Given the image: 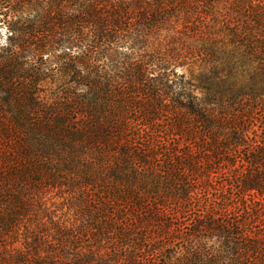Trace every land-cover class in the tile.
Here are the masks:
<instances>
[{"label":"trees","instance_id":"1","mask_svg":"<svg viewBox=\"0 0 264 264\" xmlns=\"http://www.w3.org/2000/svg\"><path fill=\"white\" fill-rule=\"evenodd\" d=\"M0 24V264H264V0H0Z\"/></svg>","mask_w":264,"mask_h":264},{"label":"rangeland","instance_id":"2","mask_svg":"<svg viewBox=\"0 0 264 264\" xmlns=\"http://www.w3.org/2000/svg\"><path fill=\"white\" fill-rule=\"evenodd\" d=\"M9 34L5 28L1 27L0 24V47L9 43ZM183 73L187 78H191L190 71L188 69L184 70ZM40 97L42 100L51 102L57 96L56 88L51 85L48 81L41 85L40 87ZM44 211L45 214L55 217L56 220L67 222L68 225H80L79 209H78V198L75 195L68 192L66 189H51L48 190L45 195L44 200ZM109 252H104V259L107 260ZM107 255V256H106Z\"/></svg>","mask_w":264,"mask_h":264}]
</instances>
